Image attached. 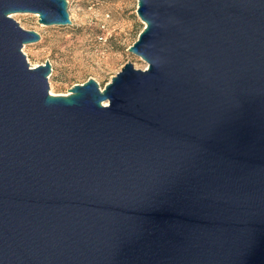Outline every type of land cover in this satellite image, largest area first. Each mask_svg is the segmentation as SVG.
<instances>
[{"label":"water","instance_id":"1","mask_svg":"<svg viewBox=\"0 0 264 264\" xmlns=\"http://www.w3.org/2000/svg\"><path fill=\"white\" fill-rule=\"evenodd\" d=\"M106 87L51 95L67 0H0V264H264V0H137Z\"/></svg>","mask_w":264,"mask_h":264},{"label":"rangeland","instance_id":"2","mask_svg":"<svg viewBox=\"0 0 264 264\" xmlns=\"http://www.w3.org/2000/svg\"><path fill=\"white\" fill-rule=\"evenodd\" d=\"M72 24L44 26L33 14L12 18L27 31L41 36L25 45L23 53L32 67L50 62L51 95H69L75 85L95 80L101 90L127 63L145 70L147 64L129 51L145 25L137 15V0H67Z\"/></svg>","mask_w":264,"mask_h":264}]
</instances>
